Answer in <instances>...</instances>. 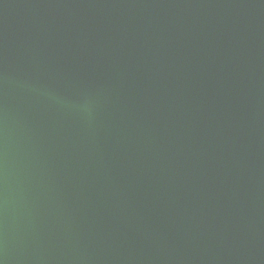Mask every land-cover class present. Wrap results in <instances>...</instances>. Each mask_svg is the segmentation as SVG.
Returning <instances> with one entry per match:
<instances>
[{
	"label": "water",
	"instance_id": "95a60500",
	"mask_svg": "<svg viewBox=\"0 0 264 264\" xmlns=\"http://www.w3.org/2000/svg\"><path fill=\"white\" fill-rule=\"evenodd\" d=\"M0 264H264V0H0Z\"/></svg>",
	"mask_w": 264,
	"mask_h": 264
}]
</instances>
